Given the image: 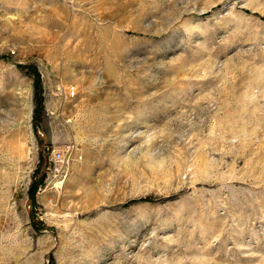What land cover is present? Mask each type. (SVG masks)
Instances as JSON below:
<instances>
[{"label":"rangeland","instance_id":"1","mask_svg":"<svg viewBox=\"0 0 264 264\" xmlns=\"http://www.w3.org/2000/svg\"><path fill=\"white\" fill-rule=\"evenodd\" d=\"M0 264H264V0H0Z\"/></svg>","mask_w":264,"mask_h":264},{"label":"trees","instance_id":"2","mask_svg":"<svg viewBox=\"0 0 264 264\" xmlns=\"http://www.w3.org/2000/svg\"><path fill=\"white\" fill-rule=\"evenodd\" d=\"M34 82H35V88L37 89V91L40 89V81H39V78H38V76H36L35 77V80H34ZM41 103L40 102H38V105H37V107L35 108V110H38V108H39V110H41V105H40ZM34 185L31 187L32 189H34Z\"/></svg>","mask_w":264,"mask_h":264},{"label":"built area","instance_id":"3","mask_svg":"<svg viewBox=\"0 0 264 264\" xmlns=\"http://www.w3.org/2000/svg\"><path fill=\"white\" fill-rule=\"evenodd\" d=\"M70 93L72 95L73 94V91L71 90ZM59 156H60V154L58 152L52 154V157L53 158H58Z\"/></svg>","mask_w":264,"mask_h":264}]
</instances>
